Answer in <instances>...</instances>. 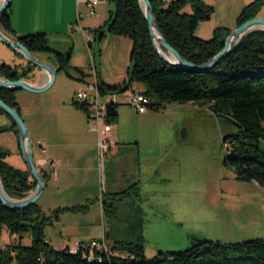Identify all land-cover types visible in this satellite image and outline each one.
Returning <instances> with one entry per match:
<instances>
[{
	"label": "trees",
	"instance_id": "obj_1",
	"mask_svg": "<svg viewBox=\"0 0 264 264\" xmlns=\"http://www.w3.org/2000/svg\"><path fill=\"white\" fill-rule=\"evenodd\" d=\"M112 5L107 21L98 29L89 31L98 42L105 32L130 40V65L126 80L121 85H107L97 80L100 95L121 93L132 83L142 84L143 95L150 101V110L170 104L208 102L216 118L223 119L233 130L223 140L228 151L223 164L231 167L237 179L254 182L264 189V31L245 35L234 51L211 69L193 71L176 68L162 60L153 48L147 22L138 0H108ZM158 30L180 56L195 65H201L218 53L230 30L216 28L209 40L194 35L200 22L207 21L214 8L203 0H173L167 5L163 0H149ZM263 0H253L239 13L237 26L257 16ZM189 7L190 13L183 9ZM11 5L4 10L0 29L15 38L33 54L46 53L53 59L58 72L68 79L83 81L87 74L69 64L68 52L52 49L44 33L16 36L10 16ZM99 37V39H98ZM90 48V44H88ZM33 67L18 68L0 64V77L15 81L24 79ZM17 91L0 89V100L19 112ZM72 105L86 112L82 104ZM118 104H109L106 117L114 122ZM3 113L0 111V115ZM12 130L17 135L16 125L0 127V132ZM6 153L0 154V180L4 192L13 199H22L34 190L36 182L29 174L14 168L4 161ZM44 181L48 179L44 171ZM31 178V179H30ZM111 195L114 202L103 197L105 215L117 212L116 201L127 196L140 200L137 186L125 194ZM116 199V200H115ZM89 203L70 208L56 209L46 217L36 204L20 210L6 209L0 204V234L6 229L10 235L19 237V242L0 250V264H264V240L253 239L238 243L223 244L206 239L191 240L187 249L179 252H158L151 259L144 256L143 238L133 242L116 241L108 253L68 248L55 250L43 232L58 215L64 212L86 213ZM23 235L30 238V245L21 244ZM1 236V235H0ZM89 257H91L89 259Z\"/></svg>",
	"mask_w": 264,
	"mask_h": 264
},
{
	"label": "rangeland",
	"instance_id": "obj_2",
	"mask_svg": "<svg viewBox=\"0 0 264 264\" xmlns=\"http://www.w3.org/2000/svg\"><path fill=\"white\" fill-rule=\"evenodd\" d=\"M170 1L173 0H163L165 5ZM203 1L214 8V13L209 20L198 24L194 35L199 39L209 40L216 28L234 30L242 8L253 0ZM101 2L105 10L103 19L106 20V10L112 11V5L108 0ZM101 11L96 8L97 13ZM183 11L190 13V8L186 7ZM256 17L264 18V0ZM55 28H59L57 23ZM119 39L129 42L127 38L105 32L89 48L79 35L72 51L77 61L86 70L90 68L93 73V64L89 57L91 50L100 76L118 80L121 85L126 80L130 61L129 49L127 47L124 50L119 46L117 42H122ZM124 58L126 64L123 66ZM69 80L58 79L56 83L64 85L65 96L77 86ZM137 85L141 90L144 89L142 84H131L132 88ZM80 91L90 94L93 92L92 85L77 92ZM50 92L51 90L43 96ZM127 92L128 90L117 95L123 99ZM72 95L71 105L75 94ZM210 104L200 101L159 106L157 110H148L142 117H134L135 110L129 105L120 106L126 117L132 120L127 126L128 134L132 135V145L124 149L131 153L138 151V164L134 158L131 172L140 169L143 190L141 202L135 201V197L131 195L124 197L116 201L115 215H105L104 225L108 233L109 247L116 241L133 242L142 237L144 256L151 259L158 252L184 251L193 238L223 244L264 240V189L254 182L237 179L234 170L223 164L224 156L228 152L223 140L233 128L223 119L215 117ZM113 125L114 123L108 124L110 129ZM110 129L107 132L109 137ZM12 139L10 131L0 132V154L6 153V163H11L14 156L15 144ZM109 159L110 157L107 160ZM115 159L113 157L111 161ZM112 171L107 168L100 171V181L105 180L108 184L109 177L113 175ZM106 190L108 193L109 190ZM106 194L105 200L114 202L111 195ZM37 205L42 208L46 217L51 216L53 206H46L42 200ZM43 232L46 240L51 241L54 249L59 251L61 239L66 235L61 234L57 221L46 225ZM0 235V250L14 244V237L6 229ZM15 238L19 241L18 236ZM27 238V235H23L22 245H28Z\"/></svg>",
	"mask_w": 264,
	"mask_h": 264
},
{
	"label": "crops",
	"instance_id": "obj_3",
	"mask_svg": "<svg viewBox=\"0 0 264 264\" xmlns=\"http://www.w3.org/2000/svg\"><path fill=\"white\" fill-rule=\"evenodd\" d=\"M98 9L102 11L98 12L96 17H89L86 16L85 7L81 4L78 5L76 0H12L11 2L10 16L16 36L35 33L46 34L48 44L52 49L63 53L69 51L70 66L78 67L87 74L83 81H77L74 79L69 80L63 73L57 72L55 81L48 90H51L50 94L43 96L44 93L32 94L24 91H17L15 94L19 113L30 133L35 164L40 171H44L48 176L43 193L37 203L42 200L46 206H53L52 211L89 203L86 213L64 212L54 220L60 225L61 234L66 235L61 239L59 250L72 246L75 242H90L93 240H104L109 250L114 246V243L112 247L107 245L108 233L104 225L105 214L102 210V200L107 193L106 188L109 190L106 195H118L122 192L121 190L109 189L105 180L100 181L97 134L89 129L86 112L71 105L72 94L84 89V87L93 85L97 80L107 85H119L120 82L109 77L100 76L99 68L94 61L95 56L91 50L89 51V57L95 75L90 68L86 70L84 65L77 61L76 55L72 51L79 35L85 40V30H96L109 18L110 9L106 10L108 12L106 20L103 19L105 10L101 4ZM56 23L59 26L58 29L55 28ZM120 41L122 42L121 44L117 42L118 45L122 46L124 50L128 47L130 53V40L129 42ZM96 53H98L97 49ZM35 55L54 64L49 54L40 53ZM123 61L124 66L126 64L125 58ZM1 63L17 66L18 68L26 67L28 64L19 54L0 43ZM58 79L59 81L68 79L77 86L65 96L64 85L62 83L56 84ZM24 80L39 86L46 81V77L33 68ZM137 87L141 90L138 85ZM119 99L122 104H118L117 117L112 122L114 125L110 129V138L114 140L115 145L111 147L105 157L104 170L105 168L111 171L114 170L122 162L123 157L128 158L131 163L136 158L135 162L138 164V151L135 150V153H131L124 149V147L132 145V135L128 134L127 131V128H129L127 126L132 120L127 118L125 112L120 108L121 105H127L123 103L125 95L123 99L120 97ZM134 113V117H142L146 114V112L137 114L136 111ZM11 122L8 116L2 114V127H10ZM9 131L15 146L12 162L8 161V163L14 168L26 172V166L20 154L18 137L14 131ZM118 142L122 143L119 144ZM134 146L136 148L137 144L135 143ZM109 157L110 159L107 160ZM113 157H116V159L111 161ZM47 160L55 164L52 173L46 164ZM134 185L138 187L140 193V200L138 201L141 202L143 185L140 180V169H136L132 173L131 183L127 188L128 192ZM143 234L145 235V233ZM12 237H14L16 243L19 242L15 238L16 235H12ZM26 240L27 246H29L30 238L28 237ZM46 241L52 246L51 241ZM20 242L22 244V240ZM14 263L12 262V264Z\"/></svg>",
	"mask_w": 264,
	"mask_h": 264
},
{
	"label": "water",
	"instance_id": "obj_4",
	"mask_svg": "<svg viewBox=\"0 0 264 264\" xmlns=\"http://www.w3.org/2000/svg\"><path fill=\"white\" fill-rule=\"evenodd\" d=\"M142 13L147 22L148 31L157 55L166 63L176 67L193 71H205L211 69L214 65L220 62L223 58L231 54L239 41L248 33L253 31H264V18L254 17L246 20L238 25L234 30L226 36L222 49L213 57L201 65H195L191 62L184 60L180 54L168 44V42L161 35L158 30L152 12V7L149 0H138ZM11 5V0H0V19L5 9ZM99 39V37H98ZM0 43L9 47L13 52L19 54L28 64L39 72L43 73L46 81L39 86L31 84L30 82L19 79L15 81L3 79L0 77V89L24 91L32 94H42L47 92L53 85L58 69L54 64L49 61L43 60L35 54L29 52L22 44L16 39H13L4 34L0 29ZM0 111L8 116L11 121L16 125L18 133V143L22 160L26 166V172L36 182L35 188L26 197L22 199L10 198L3 190L0 180V204L6 209L20 210L28 208L37 203L38 199L43 193L45 188V181L42 172L36 166L33 151L32 140L30 133L24 124L20 113L8 106L4 101L0 100ZM192 240L196 241L197 238Z\"/></svg>",
	"mask_w": 264,
	"mask_h": 264
},
{
	"label": "built area",
	"instance_id": "obj_5",
	"mask_svg": "<svg viewBox=\"0 0 264 264\" xmlns=\"http://www.w3.org/2000/svg\"><path fill=\"white\" fill-rule=\"evenodd\" d=\"M77 4H81L86 9V16L96 17V8L102 3L101 0H76ZM79 15V13H78ZM84 36L87 44L94 43L95 37L87 30L84 31ZM91 48V47H90ZM95 69V67H94ZM95 75V70H93ZM93 92L87 93L86 91L76 92L73 98L78 104H82L86 108V118L89 123V129L96 132L97 134V151L99 159V170L103 171L105 166V157L110 151L111 147L114 146V140L107 136V132L110 127L108 126L109 121L106 117V109L109 104H122L120 102L118 93H110L106 95H100L97 90V82L92 85ZM128 92L125 94L124 104L131 106L137 113L147 112L150 106V101L146 98L142 90L138 87L132 88L130 86ZM125 90V91H126ZM50 172L54 171V162L47 160ZM69 249V252H76L77 250H88L89 252L108 253L109 250L105 245L104 240H93L90 242H75L72 246L65 247ZM91 257H89L90 259Z\"/></svg>",
	"mask_w": 264,
	"mask_h": 264
},
{
	"label": "flooded vegetation",
	"instance_id": "obj_6",
	"mask_svg": "<svg viewBox=\"0 0 264 264\" xmlns=\"http://www.w3.org/2000/svg\"><path fill=\"white\" fill-rule=\"evenodd\" d=\"M132 163L128 158L122 159L113 170V175L110 176L108 180V188L114 190H121L122 194L128 192L127 188H129L131 179H132ZM119 193V192H118Z\"/></svg>",
	"mask_w": 264,
	"mask_h": 264
}]
</instances>
